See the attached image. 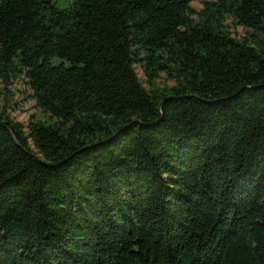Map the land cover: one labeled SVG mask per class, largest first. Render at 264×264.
<instances>
[{
  "label": "trees",
  "instance_id": "1",
  "mask_svg": "<svg viewBox=\"0 0 264 264\" xmlns=\"http://www.w3.org/2000/svg\"><path fill=\"white\" fill-rule=\"evenodd\" d=\"M65 1L0 0V264H264V0Z\"/></svg>",
  "mask_w": 264,
  "mask_h": 264
},
{
  "label": "rangeland",
  "instance_id": "2",
  "mask_svg": "<svg viewBox=\"0 0 264 264\" xmlns=\"http://www.w3.org/2000/svg\"><path fill=\"white\" fill-rule=\"evenodd\" d=\"M66 3L65 0H58V5L62 6ZM191 5L199 9L202 7V0H193ZM233 26L231 28L233 34L236 36H241L245 34V30L241 26ZM135 71L145 85L144 79L145 76L141 70L140 66H135ZM171 84L173 81L171 79L166 80L165 75L162 74L161 78L158 79V83L162 84L165 82ZM7 86V89L3 88L2 83L0 82V107L4 104L6 105V112L14 118V120L27 124L30 119H40L46 123H51L53 118L47 116L46 113L42 112L36 105L35 101L32 98L31 90L25 84V79L23 78H12L10 83ZM7 94L4 96V94Z\"/></svg>",
  "mask_w": 264,
  "mask_h": 264
}]
</instances>
